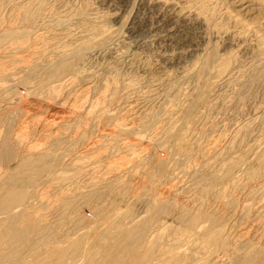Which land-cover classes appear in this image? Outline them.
Returning <instances> with one entry per match:
<instances>
[{
  "label": "rangeland",
  "instance_id": "1",
  "mask_svg": "<svg viewBox=\"0 0 264 264\" xmlns=\"http://www.w3.org/2000/svg\"><path fill=\"white\" fill-rule=\"evenodd\" d=\"M172 27L181 44L166 37ZM262 116L264 0H0V155L10 151L0 157V258L28 264L117 219L146 224L157 260L177 244L187 263L244 264L264 248ZM25 159L35 179L15 183ZM243 159L247 170L223 183ZM12 193L26 195L8 212ZM156 204L165 214H152Z\"/></svg>",
  "mask_w": 264,
  "mask_h": 264
},
{
  "label": "bare ground",
  "instance_id": "2",
  "mask_svg": "<svg viewBox=\"0 0 264 264\" xmlns=\"http://www.w3.org/2000/svg\"><path fill=\"white\" fill-rule=\"evenodd\" d=\"M177 13V12H176ZM154 16V15H153ZM179 18V17H178ZM166 19V18H165ZM161 20H163V17H162V19ZM182 20V19H181ZM161 22V21H160ZM159 23V22H158ZM176 23V22H175ZM161 24V23H160ZM174 24V23H173ZM178 24V23H177ZM175 25V24H174ZM181 25V24H180ZM134 28H133V30L134 31H138V30H141V28H142V24L141 23H137L135 26H133ZM177 27H178V25H177ZM191 27V26H190ZM132 30V29H131ZM177 31V30H176ZM175 31V29H174V27H172V29H170V30H168V31H166V33H165V35H166V37L167 38H170L171 40H174V38L176 39V38H178L179 40H177L178 41V44H181V42H179L180 40H181V35H182V33H179V32H176ZM185 31V30H184ZM184 31H183V33H184ZM148 33V32H147ZM162 33H163V31H162ZM188 33V32H187ZM181 34V35H180ZM157 35V34H156ZM161 35V34H160ZM164 35V36H165ZM165 37V38H166ZM89 40V39H88ZM88 40L85 42V43H82V44H80V45H78V46H76V48H75V50L73 49L72 51L74 52V53H76V52H81L80 50L82 49V48H84L87 44H88ZM169 40V39H168ZM90 41V40H89ZM185 41V40H184ZM170 43V42H169ZM184 43V42H183ZM57 46V45H56ZM175 47V46H174ZM173 47V48H174ZM182 47V46H181ZM181 47H180V49H181ZM177 49V48H176ZM171 50V49H170ZM182 50H183V48H182ZM72 51H70V52H68L67 54H65V56H64V58H66V57H69V55H74V53L72 52ZM50 53V52H49ZM61 53H63V52H61ZM65 53V52H64ZM82 53V52H81ZM81 53H77V55H74V56H82L81 55ZM85 53H87L88 55H93L94 56V54L96 55V53L98 54V52H96V50H93V49H89V50H85ZM58 54V53H57ZM63 55V54H62ZM84 55V54H83ZM59 56V55H58ZM84 57V56H83ZM86 57V56H85ZM214 57V56H213ZM40 58V57H39ZM81 59V58H80ZM41 60V59H40ZM68 60V59H67ZM66 60V62H63V63H65L66 65L69 63L68 61ZM65 61V60H64ZM68 62V63H67ZM69 65V64H68ZM68 67V66H67ZM236 69V68H235ZM232 74V71L231 72H229L228 74H227V80L225 79V81H228V83H229V80H230V75ZM53 75V74H52ZM24 77V76H23ZM50 77V78H49ZM51 75L49 74V76H48V81L50 82V79H51ZM20 78V77H19ZM53 78V77H52ZM204 78V77H203ZM24 79V78H23ZM22 79V81H19V82H22V83H25L26 81L25 80H23ZM52 80V79H51ZM17 81V82H18ZM41 81H43V80H41ZM16 82V81H15ZM27 83V82H26ZM222 83V82H221ZM224 83V82H223ZM11 85V84H10ZM9 85V86H10ZM222 87H223V85H222ZM222 87H221V89H222ZM226 87H228L227 86V84H226ZM20 88V87H19ZM201 88V87H200ZM199 88V89H200ZM225 88V87H224ZM13 89H16V88H13ZM197 89V88H196ZM220 89V90H221ZM193 91H194V88H193ZM214 92V91H213ZM200 93V92H199ZM217 93V92H216ZM197 97V96H196ZM193 99V98H192ZM195 99V98H194ZM193 99V100H194ZM195 101V100H194ZM197 101V100H196ZM202 102V101H201ZM194 104V103H193ZM199 104H200V102H199ZM198 104V105H199ZM62 105V104H61ZM190 105L191 104H189V107L187 108V109H189L190 108ZM197 105V106H198ZM199 106H201V105H199ZM193 108V107H192ZM201 108V107H200ZM198 110V109H197ZM185 111V110H184ZM199 111V110H198ZM186 112V111H185ZM184 112V113H185ZM190 112V111H189ZM188 112V113H189ZM183 113V114H184ZM186 115H188V114H186ZM181 116H183V115H181ZM192 116H193V114H192ZM191 116V117H192ZM262 117H264V116H262ZM179 118H180V115H179ZM182 118V117H181ZM261 118V117H260ZM260 118H258V120H261ZM180 120V119H179ZM263 122V121H262ZM56 124V123H55ZM60 126V125H59ZM26 127V126H25ZM115 128H116V126H115ZM27 129V128H26ZM25 129V130H26ZM31 129V128H30ZM130 129V128H129ZM20 130V129H19ZM126 130V129H125ZM125 130H122V131H125ZM21 131H23V130H21ZM131 131V130H130ZM164 131V130H163ZM24 132V131H23ZM26 132V131H25ZM126 132V131H125ZM169 133V132H168ZM113 133L112 132H108L107 133V136L109 135V136H111ZM173 134V133H172ZM127 135V134H126ZM49 136V135H48ZM104 136V135H103ZM105 137H106V135H105ZM171 137V136H170ZM169 137V138H170ZM264 137V136H263ZM49 138V137H48ZM103 138V137H102ZM101 138V139H102ZM176 138V137H175ZM106 139V138H105ZM145 139V138H144ZM255 139V138H254ZM43 141H44V139H43ZM51 142H53L52 140H51ZM102 143V142H101ZM131 143V142H130ZM4 144V143H3ZM2 144V145H3ZM42 144H45V143H42ZM135 144V143H134ZM138 144V143H137ZM99 145V142H95V143H93V145L91 146V149L89 148V152L87 153V155H89L91 152L92 153H94L93 152V150L95 149V147H99L98 146ZM104 145V144H103ZM5 146V145H4ZM47 148V147H46ZM101 148V147H100ZM99 149V148H98ZM96 151V150H95ZM102 154V153H101ZM257 154L258 155H256V157H258L259 156V158H261V157H263L264 156V151H262V149H259V151L257 152ZM48 155H51V153L49 154H47V156ZM82 155V154H81ZM137 155V154H136ZM10 156V151L8 150V148H5L4 147V149H3V147H2V152H1V155H0V157L1 158H8ZM40 157H41V155H39ZM44 156H45V154H44ZM133 157V156H132ZM139 157V156H138ZM248 157H249V155H248ZM29 158V157H28ZM32 158V157H31ZM47 158L48 157H44L43 158V156H42V160L43 159H46L47 160ZM79 158H81V157H79ZM109 158V157H108ZM136 158V157H135ZM244 158V157H243ZM24 159V158H23ZM34 159V158H33ZM33 159H25L26 161H24V162H22L23 163V165H24V167H23V171L21 172V174L24 176L23 177V179H15L14 181H15V183H19L21 180L22 181H25V183H33V181H34V177H33V175H34V173H33V166H35L37 163H36V159L34 160L35 161V165L33 164ZM39 159V158H38ZM41 159V158H40ZM245 159H247V158H245ZM252 159V158H251ZM261 159H263V158H261ZM261 159H259V161L261 160ZM50 160V159H49ZM155 160V159H154ZM254 160V159H253ZM256 160V159H255ZM48 161V160H47ZM51 161V160H50ZM102 161V160H101ZM141 161V160H140ZM165 161H166V157L165 158H163V159H161V158H159L158 160H156V166L157 167H159V169H162V167L164 166V164H165ZM251 162H252V160H250ZM54 162V161H53ZM238 162H240V165L239 166H236L237 167V169L234 167L235 165L234 164H231V165H229L228 166V168L224 171L225 173H224V175H222L223 177H221V181L223 182V183H226L227 184V182H231V181H233V179L234 178H232V176L233 175H235L236 173H237V171L238 172H244V171H246L245 170V166H247V163H249L247 160H240V161H238ZM41 163V162H40ZM255 164V166H257V164L258 163H256V162H254ZM261 163V162H260ZM57 164V163H56ZM249 165H250V163H249ZM259 165V164H258ZM51 166H52V164H50V162L48 161V162H46V163H44L43 165H41V166H39V168L38 169H40V170H42V172H43V170H49L50 168H51ZM61 167V166H60ZM259 167H261V165L259 166ZM34 168H36V166L34 167ZM54 168V167H53ZM164 168V167H163ZM250 168H251V166H250ZM258 168V167H257ZM152 169H153V167H152ZM254 169H255V167H254ZM259 169L260 168H258V171H259ZM262 169H263V167H262ZM261 169V170H262ZM140 170H141V168H140ZM250 170H252V168L250 169ZM39 171V170H38ZM37 171V172H38ZM45 171V172H46ZM151 171V170H150ZM37 172H36V174H37ZM39 172H41V171H39ZM38 172V173H39ZM48 172V171H47ZM143 172V171H142ZM162 172H163V170H162ZM250 172H252V171H250ZM255 172V171H254ZM152 173V172H151ZM213 173H215V172H213ZM221 174V173H220ZM220 174H218V175H220ZM223 174V173H222ZM39 175V174H38ZM151 175V174H150ZM217 175V174H216ZM217 175V177L219 178V176ZM36 176V175H35ZM41 176V175H40ZM145 176H147V175H145ZM221 176V175H220ZM151 177V176H150ZM212 177H213V175H212ZM214 177H216L215 175H214ZM145 178V177H144ZM39 179V178H38ZM210 179V178H209ZM12 180H13V178H12ZM212 180V179H211ZM216 180V179H215ZM214 180V181H215ZM37 181V180H36ZM48 181H49V179H48ZM53 182V181H52ZM55 182V181H54ZM64 182V181H63ZM24 183V184H25ZM13 185V184H12ZM27 185V184H26ZM31 184H29V186H30ZM33 186H34V184H32ZM213 185V184H212ZM13 186H15V184L13 185ZM21 186V185H20ZM19 186V187H20ZM23 186V185H22ZM25 186V185H24ZM11 187V186H10ZM26 187V186H25ZM18 188V187H17ZM16 188V189H17ZM20 188H24V187H20ZM88 188V187H87ZM91 188V187H90ZM21 191V190H20ZM13 192H15V191H13ZM69 192V191H68ZM86 192V191H85ZM93 192V191H92ZM95 193V192H94ZM97 194H98V192H97ZM101 194V193H100ZM25 195L26 194H23L22 193V195L20 194V193H17V194H15V193H12V195L11 196H15L14 198H9L6 202H5V204L3 205V207L8 211V210H10V209H12V208H14V206H18L19 207V205H20V203L22 202V201H24V199H25ZM93 196V195H92ZM94 196H96V195H94ZM86 197V196H85ZM88 197V196H87ZM97 197H99V195L97 196ZM95 198V197H94ZM93 199V198H92ZM88 200V199H87ZM99 200V199H98ZM85 201V200H84ZM1 203V202H0ZM3 203V202H2ZM67 203V202H66ZM86 203V202H85ZM71 204V203H70ZM73 204V203H72ZM80 204V203H79ZM155 204V203H154ZM75 205V204H74ZM1 206V205H0ZM78 206V205H77ZM17 207V208H18ZM16 209V208H15ZM21 209V208H20ZM153 209H154V211L152 212V214L153 213H155L154 215H159V214H165L164 213V209L163 208H161V207H159L157 204L155 205V206H153ZM157 211H156V210ZM17 211V210H16ZM75 211H77L76 209H75ZM169 211V209H167V211L166 212H168ZM9 212V211H8ZM84 212V211H83ZM167 214H169V213H167ZM93 215V214H92ZM150 215V214H149ZM116 216V215H115ZM164 216V215H163ZM119 217H121V216H119ZM150 218H149V223H152L153 222V220H154V216L153 215H150L149 216ZM116 218V217H115ZM177 218V217H176ZM175 218V219H176ZM20 219V218H19ZM159 219V218H158ZM219 219V218H218ZM94 220H95V218H94ZM117 220V219H116ZM115 219H112L111 221H110V223H109V226H106V224H105V228H101L102 229V231L101 232H99V233H97V234H94V233H92V234H94V236H91L90 238H88V234H89V232H88V236H83V237H81V238H78V239H76V240H74V238H73V241H67V243H69V245L67 246V247H64V246H62V244H64V243H61V242H59V241H56V242H54L55 244H53V245H51L47 250H46V252L41 256V257H39V258H37V259H34V260H31V262L30 263H28V264H67V261H69L68 259H72L74 262H73V264H196V263H194L193 261V263L192 262H186L187 261V259H188V256L185 254V251H184V249H182V245L181 246H177V244L176 245H167L166 247H165V249H162L163 250V254L160 252V254H162L161 256L159 255V259L157 260V258H154L153 256H154V252H155V250H156V247L153 249L152 247H153V245H152V247H150V245H148V243H146V242H148V238H147V241H146V239H145V241H144V237H143V233H144V230H145V228H146V224H141V226H137L136 228H134L133 227V229L132 228H129V227H121V226H119V227H116L117 226V223H119V222H116V224H115V221H116ZM212 220V219H211ZM90 221V220H89ZM117 221H119V220H117ZM122 221V220H121ZM157 221V220H156ZM165 221V220H164ZM176 221V220H175ZM215 221V220H214ZM214 221H212L211 222V226L213 225V223L215 224L216 222H214ZM59 222V221H58ZM57 222V223H58ZM83 222V221H82ZM81 222V223H82ZM107 222V221H106ZM171 222V221H170ZM71 224V223H70ZM87 224V223H86ZM86 224H84V226L86 225ZM88 224H89V222H88ZM120 224V223H119ZM171 224V223H170ZM75 225V224H74ZM108 225V224H107ZM124 225V224H123ZM27 226H29V225H27ZM153 226V225H152ZM45 227V226H44ZM78 227V226H77ZM85 227H89V225L87 226H85ZM98 227V226H97ZM101 227V226H100ZM121 227V228H120ZM253 227V226H252ZM43 228V227H42ZM75 228V227H74ZM92 228V227H91ZM154 228V227H153ZM161 228V227H160ZM206 228V227H205ZM216 228V227H215ZM17 229H18V227H17ZM27 229H28V227H26V229H24V230H22V228H19L18 230H17V235H21V236H26V234H27ZM78 229V228H77ZM100 229V228H99ZM96 229L94 228V231H95ZM209 230V229H208ZM19 231V232H18ZM155 231V230H154ZM77 232V231H76ZM212 233H213V231H211ZM211 232L207 235L208 237L210 236V234H211ZM219 232V231H218ZM15 233V234H16ZM83 233V232H82ZM206 233H208L207 231L205 232V234ZM77 234V233H76ZM81 234V233H80ZM79 234V235H80ZM85 234V235H86ZM149 234V233H148ZM147 234V235H148ZM215 234V233H214ZM213 234V235H214ZM259 234V233H258ZM72 235V234H71ZM84 235V234H83ZM91 235V234H90ZM145 235V234H144ZM223 235V234H222ZM14 236V235H13ZM150 235H148L147 237H149ZM206 236V235H205ZM66 237V236H65ZM77 237V236H76ZM75 237V238H76ZM208 237H207V240H208ZM211 237V236H210ZM214 236H212V238H213ZM222 237V236H221ZM221 237H219L218 238V236L216 237L217 238V240H216V243H219V241H220V243H224V240H222V239H224V238H221ZM71 238V237H70ZM261 238H262V236H261ZM260 238V239H261ZM206 239V238H205ZM263 239V238H262ZM62 240V239H61ZM70 240V239H69ZM66 241H64V242H66ZM89 243L93 248L92 249H87V247H86V243ZM252 243V242H251ZM154 244V243H153ZM155 244H156V242H155ZM178 244H179V242H178ZM159 245V244H158ZM185 245V244H184ZM242 245V244H241ZM256 245H257V243H256ZM259 246V245H258ZM164 247V246H163ZM218 248V247H217ZM161 249V248H160ZM89 250V251H88ZM88 251V252H87ZM248 252V251H247ZM52 257H56L57 258V261H56V263H52L51 261H50V259L52 258ZM156 257V256H155ZM244 258H245V261H244V264H264V248L263 247H255V248H252L247 254H246V256H243ZM74 258H76V259H74ZM0 259H2V260H0V264H4V263H6V264H8L9 262L11 263V260L9 261L7 258V260H8V262H7V260L6 259H4V258H0ZM22 260V259H21ZM21 260H19L18 261V263L17 264H22V262L23 261H25L24 259H23V261L22 262H20ZM243 260V259H242ZM44 261V262H43ZM9 263V264H10ZM70 263V262H69ZM25 264H27V259H26V263ZM243 264V263H242Z\"/></svg>",
  "mask_w": 264,
  "mask_h": 264
}]
</instances>
